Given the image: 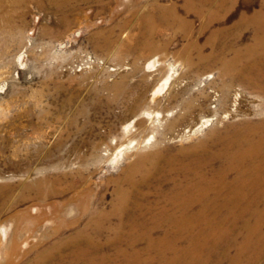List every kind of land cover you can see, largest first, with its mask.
<instances>
[{
	"label": "rangeland",
	"instance_id": "1",
	"mask_svg": "<svg viewBox=\"0 0 264 264\" xmlns=\"http://www.w3.org/2000/svg\"><path fill=\"white\" fill-rule=\"evenodd\" d=\"M2 2L0 187L11 189L0 212V264H37L38 254L73 235L87 219L69 224L56 236L59 223L51 202L73 198L74 206L78 192L88 188L91 204L103 196L101 205L109 209L115 191L108 178L117 177L136 153L153 151L155 142L162 148L188 145L210 137L212 128L257 119L264 111L259 107L264 99L242 76L227 86L218 66L207 68L194 49L196 44L211 53L212 31L231 27L230 38L240 30L234 27L240 16L259 11L261 0H236L207 29H201V16L181 10L183 0H157L176 4L191 26L186 33L158 21L145 49L136 43L146 28L138 25L130 8L139 2L141 16L154 0L92 1L64 12L36 0ZM252 33V28L244 29L238 46L249 43ZM184 102L195 107L186 118ZM207 118L208 125L203 123ZM79 171L84 178L60 196L31 200V194H23L26 185L43 176L65 174L60 187H66ZM22 195L24 201H19ZM27 209L30 219L43 213L44 221L34 232V223L22 216ZM1 227H7L9 236L16 231L13 240L20 242L10 262L5 261L10 237H3ZM63 249L65 259L56 253L51 264H85L72 263L73 249Z\"/></svg>",
	"mask_w": 264,
	"mask_h": 264
},
{
	"label": "bare ground",
	"instance_id": "2",
	"mask_svg": "<svg viewBox=\"0 0 264 264\" xmlns=\"http://www.w3.org/2000/svg\"><path fill=\"white\" fill-rule=\"evenodd\" d=\"M11 1L17 5L29 0ZM36 1L43 7L64 12L101 0ZM235 1L183 0L181 10L201 16V29H207L221 20ZM261 4L259 11L240 16L234 26L240 30H235L230 38L226 37L231 27L212 31L211 53H204L202 46L196 44L194 49L207 68L209 64L218 66L227 86L242 76L264 99V0ZM139 5L136 2L130 8L138 25L146 28L144 38H138L137 48L151 45L150 38L158 21L164 27H181L186 33L190 30L191 22L179 14L180 8L174 3L162 5L154 0L141 16H138ZM247 28H252L251 40L240 47L238 43ZM217 39L224 42L219 44ZM215 54L220 57L217 61H214ZM220 101L225 102L222 96ZM183 105L186 115L182 118H186L195 107L189 102ZM259 107L264 110L263 101ZM260 114L257 119H243L223 130L212 128L210 137L188 145L162 148L155 142L153 151L136 153L135 159L126 163L117 177L108 178L115 191L109 209L101 205L103 196L91 204L88 188L78 192L80 198L77 196L74 206L73 198L62 204L51 202L52 214L59 223L54 230L56 236L69 224L87 219L73 235L58 239L38 254L36 263L51 264L56 253L65 259L63 248H72V263L264 264V111ZM210 121L207 118L203 123L208 125ZM152 140L148 138L146 142ZM65 177V174L43 176L26 185L23 194H31L28 198L31 200H49L74 188L84 178L81 172L66 187H60ZM10 189V186L0 187V212ZM19 201H24L23 195ZM23 215L34 223L30 232L44 221L43 213L30 219L27 209ZM68 216L74 218L68 220ZM1 230L3 237H10L5 251L9 257L18 251L20 242L13 240L16 231L9 236L7 227ZM5 261L10 262V257Z\"/></svg>",
	"mask_w": 264,
	"mask_h": 264
}]
</instances>
